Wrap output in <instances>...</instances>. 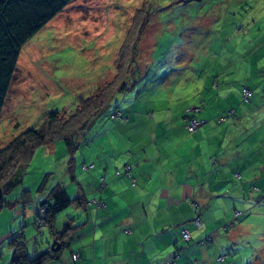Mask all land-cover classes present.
<instances>
[{
  "label": "clouds",
  "instance_id": "9594fccd",
  "mask_svg": "<svg viewBox=\"0 0 264 264\" xmlns=\"http://www.w3.org/2000/svg\"><path fill=\"white\" fill-rule=\"evenodd\" d=\"M17 7L0 264H264V0Z\"/></svg>",
  "mask_w": 264,
  "mask_h": 264
},
{
  "label": "trees",
  "instance_id": "16d2710c",
  "mask_svg": "<svg viewBox=\"0 0 264 264\" xmlns=\"http://www.w3.org/2000/svg\"><path fill=\"white\" fill-rule=\"evenodd\" d=\"M2 2V0H0ZM43 2V0H41ZM25 7H27V3L25 2ZM8 19L5 22V17L3 14H0V33H3V36H0V40H4L7 36V31L12 29L14 26L20 23V20L23 16V9L17 7L13 11L7 14ZM3 44L0 43V49H3ZM6 58V57H5ZM11 68V63L4 64L2 60H0V77H7L8 70Z\"/></svg>",
  "mask_w": 264,
  "mask_h": 264
}]
</instances>
